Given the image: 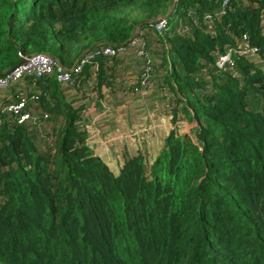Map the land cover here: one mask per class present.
Instances as JSON below:
<instances>
[{
	"label": "trees",
	"instance_id": "obj_1",
	"mask_svg": "<svg viewBox=\"0 0 264 264\" xmlns=\"http://www.w3.org/2000/svg\"><path fill=\"white\" fill-rule=\"evenodd\" d=\"M139 29L169 44L159 58L184 104L173 122L195 121L197 141L172 130L152 163L130 156L118 173L94 154L78 89L95 64L103 85L107 60L127 50L92 59L76 85L11 86L0 96V264H264V0H0V76L21 54L71 69ZM247 44L255 52L236 53L234 70L208 71ZM23 91L48 115L41 131L2 111Z\"/></svg>",
	"mask_w": 264,
	"mask_h": 264
},
{
	"label": "crops",
	"instance_id": "obj_2",
	"mask_svg": "<svg viewBox=\"0 0 264 264\" xmlns=\"http://www.w3.org/2000/svg\"><path fill=\"white\" fill-rule=\"evenodd\" d=\"M136 58L132 53H126L119 55L115 59H108L107 61L109 62V65L106 69L108 73L106 72L105 75V78L108 80L102 85V89L95 87L90 82L91 78H93L95 75L97 76V72H94V70H99V64L92 65L84 83H81L82 80H80L81 88L78 89V92L79 95H83L84 92L86 99H89V103L87 104L88 106H86L85 109V114L87 115L86 126H90L94 121L93 126L97 131L94 140L87 141L90 147L95 148L96 150L98 149L97 151L111 150L116 151L115 153H117V147L114 145L121 142L120 150L127 155L125 160L130 156L143 154L150 161V163H152L164 147L165 136H167V133H169L167 128L169 129L171 124L168 127L167 123H170L169 118L166 116H159V112H151L150 114L146 113L147 109L153 108V103L150 101L148 106H145L147 103H145V101L143 104L142 100H145V94L147 92H144V95L142 96L141 91L134 90V85L136 84L140 75L139 73H141L143 68L142 66V68L139 70V75H133V65L135 63H142V58ZM119 69H124V71H127L132 75L130 80H127V78L124 82L126 88H120L121 92L122 89L125 90L124 92L126 93V97H131V101L127 100L125 103L115 108V103L117 104L118 102L124 101L125 96H120L121 99L119 100L114 97L111 92V89L113 90V86L108 82L113 74H115V72ZM89 85L91 86L90 90L88 89ZM6 93L8 92H4L3 96ZM105 97L108 99V103L117 111L115 115H104L105 110L103 109V98ZM119 107H125L127 114L124 113V109H119ZM185 123L190 124L191 128L194 130L196 126L195 121L186 120ZM137 124L138 126L144 127L136 128ZM118 131H121L122 133L120 134ZM130 132L133 135H136L137 140L139 141L138 145L135 144V138L130 134ZM118 134L119 137L121 135V140H119L117 136ZM162 135L163 137L161 139ZM140 148L146 149V151H140ZM149 154L150 156H147ZM125 160L118 162L117 159H115V161L109 160L107 164L115 173H118Z\"/></svg>",
	"mask_w": 264,
	"mask_h": 264
},
{
	"label": "built area",
	"instance_id": "obj_3",
	"mask_svg": "<svg viewBox=\"0 0 264 264\" xmlns=\"http://www.w3.org/2000/svg\"><path fill=\"white\" fill-rule=\"evenodd\" d=\"M169 15L170 12L166 13L162 17H159L157 21L151 25V27L155 28L158 31H162L168 23ZM244 39H246V36L244 37ZM128 45L135 47L137 56L141 58L143 57L145 61L143 70L140 75V86L136 87L135 89L138 91L148 89L153 84L152 77L155 64L150 55L148 41L144 37L143 31L139 29L130 43H128ZM128 45L124 44L119 47H103L97 49L83 57L79 61V63L71 69L65 67L59 61V59L49 54H21L20 56L22 57V60L24 59V62L17 65L6 74L0 76V96L5 90L9 89L11 86L17 84L28 76H35L38 78L44 76H54L61 82L68 83L69 85H76L83 69L92 59L97 56L113 57L119 52L128 50ZM254 52L255 49L250 47L248 44L243 49H240L237 52L229 50L226 53L221 54L216 63L212 66L211 70L208 69V71L211 74H220L222 72L234 70L236 63L234 56H236V53L247 54ZM31 99L37 100L38 96H32ZM28 105L29 99L23 91L20 93V97L17 101L7 103L2 111L5 113H9L10 116L16 118L21 124H27L29 126L37 125L41 128L42 121L48 118V115L35 112L31 110V108L29 109ZM93 125L94 121L90 126L87 127V141L91 140L97 133ZM41 130L42 128L40 129V131Z\"/></svg>",
	"mask_w": 264,
	"mask_h": 264
},
{
	"label": "rangeland",
	"instance_id": "obj_4",
	"mask_svg": "<svg viewBox=\"0 0 264 264\" xmlns=\"http://www.w3.org/2000/svg\"><path fill=\"white\" fill-rule=\"evenodd\" d=\"M170 6L168 7V10L170 9ZM171 7H173V6H171ZM136 30H135V32H136ZM148 41H149L148 42L149 52H150V55H151L155 65L157 66L156 67L157 71H156L155 77H154V84L151 87V91L149 90L150 93L145 95V100L144 99L142 100L143 104L146 101L145 103H147V104L145 106H148L150 101H152V103H153V108L147 109L146 113L150 114L151 112H156V113L159 112V114H160L159 116L168 117L170 120V123L168 122L167 126L169 127L171 124V127L169 128L170 131L175 130L177 132V134H179V135H183V134L187 133V134L191 135L192 138L194 139V141L196 142L197 141V140H195L196 128L193 130L191 128L190 124L185 123V120H186L185 118L179 120L178 122H173L174 121V115H173L174 111L173 110H176V112H178V116H182V113H183L182 106L184 104L179 103L180 95H179V97L176 96V93L171 89V85L165 80V77L167 74V69H166L165 64L162 63V59L159 58L163 54L167 53L166 50L168 49L169 44L167 42L165 43V41L163 42L161 40V37L159 35H155L154 33L148 34ZM126 52L132 53L136 58L135 47L129 46V48ZM139 61H140V59H139ZM141 61H142V63H140V64L135 63L133 65L132 73L135 76L141 74V73H139V70L145 64L143 57H142ZM107 68H108V66H105V70L103 72L104 77L106 75V72H107L106 69ZM94 72H98V71L94 70ZM97 76L95 75L93 78H91L90 82L95 87L102 89V85H99V83H98L99 80H98ZM131 76H132L131 73L124 71V69H119L115 72V74H113V76L109 80L108 83H110L113 86V90L111 89L112 95L114 97H116L118 100L121 99L120 96H123V95L125 96L126 93L124 92L125 90H123V89L126 88V85L124 84V82L127 78H128L127 80H130L132 78ZM107 80L108 79L104 78L103 82L105 83ZM21 83L26 84L25 81H22ZM121 87H123L122 92L120 89ZM90 88H91V86L89 85L88 89L90 90ZM26 89H27V87H26ZM89 92H91V91H89ZM83 95H85L84 92H83ZM127 100L131 101V97L125 96L124 101L118 102L117 104L115 103V105H116L115 108H117L119 105L125 103V101H127ZM103 101H104L103 109L105 110L104 115H108V116L115 115V113L117 111L108 103V99L105 97V98H103ZM120 108L124 109V111H125L124 113L127 114V110H125L126 109L125 107H119V109ZM101 110H102V108H101ZM121 116H122V114H121ZM86 123H87V121H86ZM145 126H147V125H145ZM142 127H144V126H138V124L136 125V128H142ZM169 129L167 128L168 132L170 133ZM118 133L121 134L122 132L118 131ZM169 133H167V134H169ZM130 134L135 138V144L138 145L139 141L137 140L136 135H133L131 132H130ZM117 136H118L119 140H121V138H120L121 135H120V137H119V134ZM167 136H165V139ZM94 137L91 140H94ZM162 137H163V135L161 136V139H162ZM165 139H164V141H165ZM88 141H90V140H88ZM120 143L121 142L116 143L114 145L117 147V151H118L117 153H115L116 151H111V150H109V151H97L98 149L96 150L95 148H92V147L91 148H92L94 154L99 156L106 163L109 160L115 161V159H117V162L118 161H124L125 158L127 157V155L120 150V145H121ZM140 151H146V149L140 148ZM147 156H150V154Z\"/></svg>",
	"mask_w": 264,
	"mask_h": 264
},
{
	"label": "clouds",
	"instance_id": "obj_5",
	"mask_svg": "<svg viewBox=\"0 0 264 264\" xmlns=\"http://www.w3.org/2000/svg\"><path fill=\"white\" fill-rule=\"evenodd\" d=\"M195 124H196V126H195V128L197 129V128H199V126H198V124L195 122ZM194 128V129H195ZM198 139V135L197 134H195V140H197ZM200 148H201V146H200Z\"/></svg>",
	"mask_w": 264,
	"mask_h": 264
},
{
	"label": "water",
	"instance_id": "obj_6",
	"mask_svg": "<svg viewBox=\"0 0 264 264\" xmlns=\"http://www.w3.org/2000/svg\"><path fill=\"white\" fill-rule=\"evenodd\" d=\"M23 62H24V59H23V60H21V61H20V63H18L17 65H19V64H21V63H23ZM17 65H16V66H17ZM11 70H12V69H11Z\"/></svg>",
	"mask_w": 264,
	"mask_h": 264
}]
</instances>
